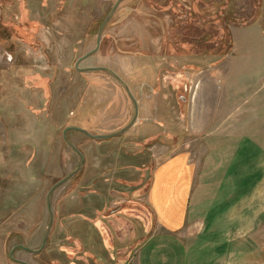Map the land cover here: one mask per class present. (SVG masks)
Listing matches in <instances>:
<instances>
[{
    "label": "rangeland",
    "instance_id": "374dc122",
    "mask_svg": "<svg viewBox=\"0 0 264 264\" xmlns=\"http://www.w3.org/2000/svg\"><path fill=\"white\" fill-rule=\"evenodd\" d=\"M114 4L0 0V264H18L9 259L17 246L41 247L49 222L46 196L80 165L63 131L75 126L93 136L109 135L133 119V105L113 76L74 68L95 48L99 24ZM260 37L264 0L122 2L98 52L79 68H107L125 83L138 102L135 125L108 140L66 134L84 163L50 194L53 224L43 250L32 254L17 248L13 258L27 264H123L154 231L153 213L143 199L152 172L168 156L155 155L194 139L217 202L237 188L232 209L220 218L223 233L214 242L219 246L206 248L203 261L264 264ZM239 54L254 67L250 74L229 71L244 67L236 63ZM213 69L219 70L217 81L240 87L228 95L235 114L212 127L255 134L247 137L254 140L252 152L241 144L225 147L230 137L208 136L203 142L204 137L185 135L193 82L205 80L202 74Z\"/></svg>",
    "mask_w": 264,
    "mask_h": 264
},
{
    "label": "crops",
    "instance_id": "0c3cea01",
    "mask_svg": "<svg viewBox=\"0 0 264 264\" xmlns=\"http://www.w3.org/2000/svg\"><path fill=\"white\" fill-rule=\"evenodd\" d=\"M260 39L264 41L261 37ZM247 58L239 54L236 63L241 61L244 67L229 71L237 76L250 74L254 67L249 68L246 63ZM218 72V69H213L202 74L206 75L205 80L198 77L193 82L191 87L193 96L189 105L185 135L197 141L198 138L204 137L203 142H207L205 138L208 136V138L230 137L232 141L229 139L228 142H224L225 147L232 145L236 147L237 144H241L240 146H243L248 153L252 152L254 140L247 137L255 134H244L236 129L222 128L221 124L220 128L212 127L215 121L222 122L224 118L228 119L229 115L235 114L237 110L232 112L228 107L232 101L231 96L228 95L232 90L240 87H232L227 82L217 81L215 78L219 75ZM217 93L222 97H218ZM223 98L225 100L220 101ZM208 128H211V132ZM261 135L264 136L263 133ZM193 145L194 139L189 140V143L185 140V144L183 143L174 152L170 148H164L165 150L159 155L154 154L155 158L168 155L152 172L149 191L143 199L153 213L154 231L136 247L123 264H191V260L193 264H203L201 253H205L206 248L213 250L219 246L215 247L214 242L223 233V223L220 218L225 211L232 209L237 188L231 187L226 198L217 202L218 199L214 196L216 192L212 191L214 182L208 180L206 171L201 172L202 155L199 149L193 148ZM158 151L159 148H155L156 154ZM229 178L231 184V175ZM232 181L236 183V180Z\"/></svg>",
    "mask_w": 264,
    "mask_h": 264
},
{
    "label": "water",
    "instance_id": "95a60500",
    "mask_svg": "<svg viewBox=\"0 0 264 264\" xmlns=\"http://www.w3.org/2000/svg\"><path fill=\"white\" fill-rule=\"evenodd\" d=\"M118 3V2H117ZM113 7V9L111 10V12L109 13V15L106 17V19L104 20V22L101 24L100 28H99V31H98V34H97V40H96V46L94 48V50L90 53H88L87 55H85L82 59H80L77 64H76V68H77V71L79 72H86V71H94L95 69H85V70H80L78 68V64L80 61L82 60H85L89 57H91L92 55H94L98 49H99V45H100V40H101V35H102V31L105 27V25L108 23V21L110 20V18L112 17L114 11L116 10L117 8V4ZM102 71H105L107 72L108 74H110L111 76H113L122 86V88L124 89V91L126 92V94L131 98L133 99L132 97V94L129 90V88L125 85V83H123V81L116 75L114 74L113 72H111L110 70H107V69H101ZM137 117V110H136V113H135V117L133 119V121L124 129L118 131V132H115L113 134H109V135H99V136H93L91 135L90 133H88L87 131L83 130V129H79V128H72V130L74 131H78L82 134H84L85 136H87L88 138L92 139V140H108V139H112V138H115V137H118L120 135H122L123 133H125L134 123L135 119ZM66 132H64V135H65ZM64 140L65 142L67 143V145L75 152L77 153L81 159H82V162L81 164L73 171L71 172L70 174H68L65 178H63L62 180H60L57 184H55L51 190L49 191V194L47 195V205H48V208H49V211H50V221H49V224H48V228L45 232V235H44V238H43V242H42V246L39 250H31L29 248H26V247H19V248H22L24 251L26 252H29V253H32V254H36V253H39L40 251L43 250L45 244H46V241H47V238H48V234H49V231H50V228H51V225H52V221H53V216H52V213H51V203H50V194L53 192V190H55L58 186H60L61 184L65 183L66 181H68L71 177H73V175L75 173H77L79 171V169L81 168V165L83 164V157L81 155V153L76 149V147L70 143L64 136ZM15 250V249H14ZM10 257L12 258V252L10 253ZM12 261L15 262V263H18V264H26L24 262H20V261H17V260H14L12 258Z\"/></svg>",
    "mask_w": 264,
    "mask_h": 264
},
{
    "label": "flooded vegetation",
    "instance_id": "af4514ba",
    "mask_svg": "<svg viewBox=\"0 0 264 264\" xmlns=\"http://www.w3.org/2000/svg\"><path fill=\"white\" fill-rule=\"evenodd\" d=\"M124 1H125V0H115V4L113 5V7L116 5L117 2H118V3H117L118 5H117V8H116V10L114 11L112 17L114 16L115 12L117 11L118 6H119L122 2H124ZM113 7H112V9H113ZM112 9H111V10H112ZM111 10L108 12V14L104 17V19H103V20L101 21V23L99 24V27H98V30H97V33H96V40H97V34H98V31H99V28H100L101 24L104 22V20L106 19V17H107V16L109 15V13L111 12ZM112 17L110 18V20H109L108 23L105 25V27H104V29H103V31H102L101 39H102V36H103V32H104V30L107 28V26L110 24ZM100 43H101V40H100ZM95 46H96V44H95ZM99 47H100V45H99ZM93 50H94V49H92L90 52H92ZM98 50H99V49H98ZM90 52H88V53H90ZM97 52H98V51H97ZM97 52H96V53H97ZM88 53H87V54H88ZM96 53H95V54H96ZM87 54H86V55H87ZM95 54H94V55H95ZM92 56H93V55H92ZM92 56H91V57H92ZM82 58H83V57H82ZM82 58H81V59H82ZM79 60H80V59H79ZM79 60H78V61H79ZM78 61H77V62H78ZM82 61H83V60H82ZM77 62L75 63V67H74V68H75V71H77V68H76V64H77ZM80 62H81V61H80ZM80 62H79V63H80ZM78 68H79V64H78ZM79 69H80V70H85V69H95L94 71H102L101 69H107V68H101V67H98V68H79ZM107 70H109V69H107ZM110 71H111V70H110ZM77 72H79V71H77ZM86 72H92V71H86ZM111 72H113V71H111ZM80 73H83V72H80ZM113 73H114V72H113ZM114 74H115V73H114ZM124 92H125V91H124ZM125 93H126V92H125ZM126 95H127V94H126ZM127 97H128L129 100L131 101V103H132V105H133V108H134V116H133V119H134V117H135V113H136V110H137V116H138V102H137L136 99H134V98L131 99L128 95H127ZM132 97H133V96H132ZM153 113H155V110H153ZM133 119L131 120V122L133 121ZM136 120H137V117H136V119H135L133 125H132L130 128H132V127L135 125ZM131 122H130V123H131ZM130 123H129V124H130ZM129 124H128V125H129ZM128 125H127V126H128ZM127 126H126V127H127ZM126 127H125V128H126ZM72 128H78V127L72 126V127H68V128H66V129L63 131V135H62V136H63V140H64V136H65V138L67 139L66 134H67L68 132L74 131V130H72ZM130 128H129V129H130ZM79 129H82V128H79ZM122 129H124V128H122ZM122 129H121V130H122ZM129 129H128V130H129ZM83 130H84V129H83ZM128 130H127V131H128ZM85 131H86V130H85ZM119 131H120V130H119ZM127 131H126V132H127ZM64 132H66L65 135H64ZM75 132H78V131H75ZM126 132H125V133H126ZM83 135H84V134H83ZM91 135H92V134H91ZM86 137H87V136H86ZM89 139H90V138H89ZM67 140H68V139H67ZM64 141H65V140H64ZM68 141H69V140H68ZM69 142H70V141H69ZM65 143H66V142H65ZM70 143H71V142H70ZM66 144H67V143H66ZM76 149H77V148H76ZM77 150H78V149H77ZM78 151H79V150H78ZM79 152H80V151H79ZM76 154H77V153H76ZM77 155H78V154H77ZM81 155H82V154H81ZM78 156H79V155H78ZM79 157H80V156H79ZM82 157H83V156H82ZM80 158H81V157H80ZM83 159H84V158H83ZM81 162H82V159H81ZM81 162H80V164H81ZM83 163H84V161H83ZM82 165H83V164H82ZM82 165H81V167H82ZM50 190H51V189H50ZM50 190H49V191H50ZM48 194H49V192H48ZM48 194H47V195H48ZM49 199H50V197H49ZM50 203H51V202H50ZM46 206H47V210H48V213H49V221H50V211H49V208H48V205H47V196H46ZM51 213H52V208H51ZM52 216H53V213H52ZM48 224H49V222H48ZM52 224H53V221H52ZM51 227H52V225H51ZM47 228H48V225H47ZM47 228H46V230H47ZM50 230H51V228H50ZM45 232H46V231H45ZM44 235H45V234H44ZM43 238H44V237H43ZM42 242H43V240H42ZM41 246H42V244H41ZM19 247H22V246H17V247H15L14 249H17V248H18V249H22V248H19ZM40 248H41V247H40ZM40 248H39V249H40ZM14 249L11 251V252H12V255H13ZM39 249H38V250H39ZM22 250H23V249H22ZM11 252H10V253H11ZM12 258H13V256H12ZM12 258L10 257V254H9V259H10L11 261H12ZM13 259L16 260L15 258H13ZM17 261H20V260H17ZM20 262H23V261H20ZM24 263H25V262H24ZM26 264H27V263H26Z\"/></svg>",
    "mask_w": 264,
    "mask_h": 264
}]
</instances>
